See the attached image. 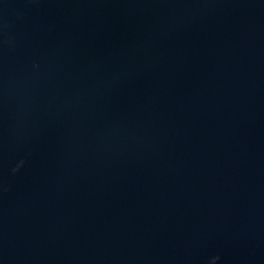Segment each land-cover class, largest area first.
<instances>
[{
  "label": "water",
  "instance_id": "1",
  "mask_svg": "<svg viewBox=\"0 0 264 264\" xmlns=\"http://www.w3.org/2000/svg\"><path fill=\"white\" fill-rule=\"evenodd\" d=\"M0 264H264V0H0Z\"/></svg>",
  "mask_w": 264,
  "mask_h": 264
}]
</instances>
